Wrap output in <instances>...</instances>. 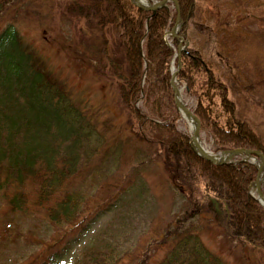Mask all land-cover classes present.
<instances>
[{"label": "trees", "instance_id": "16d2710c", "mask_svg": "<svg viewBox=\"0 0 264 264\" xmlns=\"http://www.w3.org/2000/svg\"><path fill=\"white\" fill-rule=\"evenodd\" d=\"M177 2L182 21L178 33L189 45L181 52L177 80L184 85L183 102L198 115L200 131L210 137V149L264 153V140L235 116L225 84L204 59L201 41L192 37L204 29L223 47L220 33L235 37L242 32L239 18H253L250 0H224L227 8L222 11L212 0ZM200 2L205 3L198 6ZM11 3L0 0V17ZM263 4L259 1L253 7ZM197 8L200 20L195 22ZM62 12L83 21L91 32L103 31L102 43L114 48L117 55L105 47L101 66L113 86L115 105L121 106L125 117L119 120L122 112L93 103L75 90L47 66L14 24L4 25L0 29V195L6 198L8 210L39 211L52 227L64 232L78 228L81 235L98 213L112 210L138 187L147 189V181L158 175L160 184L182 202L176 218L152 234L166 247L165 255L152 264H229L205 245L203 224L192 222L210 211L199 193L207 201H217L224 214L220 224L225 236L264 258V207L248 192L255 165L240 157L223 165L204 160L191 149L189 131L177 125L181 116L169 80L178 40L172 36L170 44L164 40L177 14L174 3L151 12L136 8L130 0H64ZM176 62L174 58L175 66ZM72 244L69 238L64 250ZM113 251L92 248L71 264H121ZM140 257L136 264H150L147 252ZM47 264L59 261L53 257Z\"/></svg>", "mask_w": 264, "mask_h": 264}, {"label": "rangeland", "instance_id": "374dc122", "mask_svg": "<svg viewBox=\"0 0 264 264\" xmlns=\"http://www.w3.org/2000/svg\"><path fill=\"white\" fill-rule=\"evenodd\" d=\"M63 1L12 0L0 17V29L8 23L14 24L54 73L93 103L107 104L113 112H122L118 119L123 120L124 110L115 105L113 86L101 66L105 47L110 54H116L114 48L102 43L103 38L99 35L102 36L103 31L91 32L83 21L67 17L62 12ZM212 1L219 2L221 11L227 8L224 0ZM259 1L264 0H250L248 4V11L253 15L251 20L239 18L238 22H243L240 34L236 33L235 37L219 34L218 41L223 47L217 45V37L206 36L204 29L202 33L194 32L192 37H197L196 42L201 41L204 59L225 84L227 97L235 104V116L246 121L264 140V20L260 19L264 15V4L253 7ZM204 3L200 2L198 6ZM194 13V21L198 22L200 9ZM107 42L110 44V37ZM180 86L183 91L184 85ZM188 102H193L190 97ZM177 125L189 131L190 125L183 118L177 120ZM201 140L210 149V137L201 132ZM159 177L153 176L147 181L150 187H138L137 193L126 195L112 210L98 213L99 216L81 235L78 228L64 232L52 227L39 211H10L6 198L0 195V264H47L53 257L59 264H71L81 253L84 255L92 248L114 249V257L119 258L121 264L141 262L140 256L144 252L149 257L146 262L158 261L165 255L166 247L153 239L152 234L176 218L182 202L170 188L160 184L162 178ZM198 197L201 202H207L210 210L192 220L194 224H203L205 245L229 264H264V258L225 236L220 224L223 211L216 205L211 207L210 201L201 193ZM76 235H80L78 242H75ZM69 238L73 244L65 251L63 247ZM56 253L61 256L58 254V258Z\"/></svg>", "mask_w": 264, "mask_h": 264}, {"label": "water", "instance_id": "95a60500", "mask_svg": "<svg viewBox=\"0 0 264 264\" xmlns=\"http://www.w3.org/2000/svg\"><path fill=\"white\" fill-rule=\"evenodd\" d=\"M131 3L138 9L144 11L154 12L158 8L165 6L168 1H172L175 5L176 9V17L175 22L170 29V34L177 38L178 45L176 47L175 56L177 57V67L176 69L172 68L171 77L169 80V84L173 91V99L177 110L180 115L190 123V138L189 145L191 149L194 151L196 155L203 158L204 160L215 164V165H223L229 163L233 160L234 157L241 155L244 156V159L252 158L254 164L256 166V176L253 182L250 183L249 189H253L254 194L251 195L264 206V194L261 191V185L264 184V154L262 151L254 150V149H245V148H236L233 150L221 151L217 153H213L206 148H204L199 140L200 134V119L198 115L190 110L185 103L182 101L180 89L177 85V73L181 67L180 55L181 51H183L187 41H184L182 36L177 34L179 26L181 25V19L179 16V6L177 0H130Z\"/></svg>", "mask_w": 264, "mask_h": 264}, {"label": "bare ground", "instance_id": "6f19581e", "mask_svg": "<svg viewBox=\"0 0 264 264\" xmlns=\"http://www.w3.org/2000/svg\"><path fill=\"white\" fill-rule=\"evenodd\" d=\"M199 140L201 141L200 137H199Z\"/></svg>", "mask_w": 264, "mask_h": 264}]
</instances>
